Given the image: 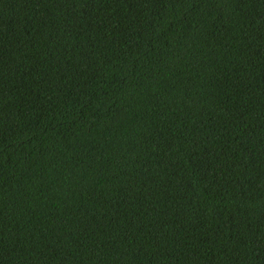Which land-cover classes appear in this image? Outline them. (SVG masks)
<instances>
[{
  "label": "trees",
  "instance_id": "obj_1",
  "mask_svg": "<svg viewBox=\"0 0 264 264\" xmlns=\"http://www.w3.org/2000/svg\"><path fill=\"white\" fill-rule=\"evenodd\" d=\"M0 264H264V0H0Z\"/></svg>",
  "mask_w": 264,
  "mask_h": 264
}]
</instances>
